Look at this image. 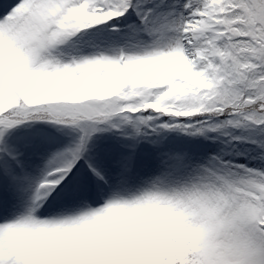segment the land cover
I'll list each match as a JSON object with an SVG mask.
<instances>
[{
    "label": "snow or ice",
    "instance_id": "obj_1",
    "mask_svg": "<svg viewBox=\"0 0 264 264\" xmlns=\"http://www.w3.org/2000/svg\"><path fill=\"white\" fill-rule=\"evenodd\" d=\"M0 264H264V0H0Z\"/></svg>",
    "mask_w": 264,
    "mask_h": 264
}]
</instances>
